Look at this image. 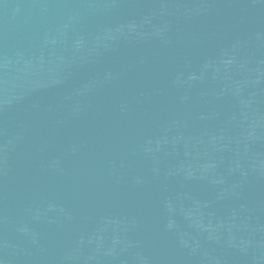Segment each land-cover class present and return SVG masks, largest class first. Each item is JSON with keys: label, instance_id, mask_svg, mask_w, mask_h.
I'll return each instance as SVG.
<instances>
[{"label": "water", "instance_id": "water-1", "mask_svg": "<svg viewBox=\"0 0 264 264\" xmlns=\"http://www.w3.org/2000/svg\"><path fill=\"white\" fill-rule=\"evenodd\" d=\"M0 264H264L253 0H0Z\"/></svg>", "mask_w": 264, "mask_h": 264}]
</instances>
